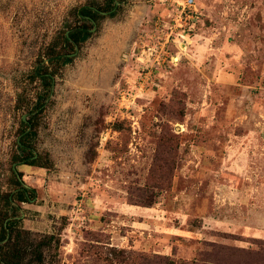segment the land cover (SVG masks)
Returning <instances> with one entry per match:
<instances>
[{
  "label": "rangeland",
  "instance_id": "374dc122",
  "mask_svg": "<svg viewBox=\"0 0 264 264\" xmlns=\"http://www.w3.org/2000/svg\"><path fill=\"white\" fill-rule=\"evenodd\" d=\"M92 1L0 0V213L16 166L32 195L19 227L55 238L46 264L112 248L131 264H240L234 248L264 263V0H117L50 65L29 139L41 161L20 162L44 93L33 71L52 46L76 52L61 37Z\"/></svg>",
  "mask_w": 264,
  "mask_h": 264
},
{
  "label": "trees",
  "instance_id": "16d2710c",
  "mask_svg": "<svg viewBox=\"0 0 264 264\" xmlns=\"http://www.w3.org/2000/svg\"><path fill=\"white\" fill-rule=\"evenodd\" d=\"M107 8H102L98 6L97 2L93 0L89 5L81 7L77 11V16L80 20L83 21V25H76L71 27L69 35L67 31L61 37V46L63 49L75 48L76 45L80 46L85 42L91 35L90 27L87 24H91V21H97L98 17L101 16V12L105 11L114 14L117 9L116 0H106L105 1ZM71 54L69 51H59L55 46H52L50 51L47 54L46 59L40 60L38 66L33 71L32 80H40L44 93L38 99L39 101L36 104V108L30 112V117L28 123L22 118L23 125L26 128L23 130L22 138L17 142L18 147L21 152L24 154V157L19 158L22 164L35 166L40 163L41 159L37 156L35 152V147L29 142V139L35 131H28L30 126L33 128L36 127L35 120L37 115L45 109L47 100L52 94L54 87L55 76L57 75L56 70L50 69L51 64H60L65 66L72 62L73 58H70L68 55ZM48 60V61H46ZM23 99L20 97V102ZM13 174L15 175V183L17 188L15 192L6 193L4 196L7 209L0 213V264H46V250L52 248L55 238L53 236L48 239L36 240L33 237V234L19 227V205L16 203L28 202L31 195V190L24 187L22 180L19 178L22 177V174L19 175L16 173L13 168ZM153 204L147 205L151 206ZM10 212L12 214H10ZM6 241V242H5ZM240 254H244V259L240 264H264L261 259H255L253 257H259L258 254H252L248 252L247 249H237L234 248V258H238ZM208 256L214 255L219 256V252H210L207 253ZM261 257V256H260ZM132 258V259H131ZM132 253H129L126 250H117V249H108L106 253H103L102 260L104 264H115V263H124L131 264L133 261ZM146 259V258H144ZM200 259V260H199ZM199 259L192 262H179L172 260L170 258H162L156 256L153 260L154 264H215L211 260H208L206 257L204 260L199 255ZM216 264H220L217 262Z\"/></svg>",
  "mask_w": 264,
  "mask_h": 264
},
{
  "label": "flooded vegetation",
  "instance_id": "af4514ba",
  "mask_svg": "<svg viewBox=\"0 0 264 264\" xmlns=\"http://www.w3.org/2000/svg\"><path fill=\"white\" fill-rule=\"evenodd\" d=\"M118 4H119V3H118V1L116 0V5L118 6ZM101 14H106V13L103 11V12H101ZM95 22H96V21H93V20L91 21V23H93V24H95ZM90 30H91V29H90ZM91 31H92V30H91ZM68 33L70 34L69 31H67V34H68ZM77 48L79 49V46H78V45L75 46V49H76V52H75V53H77V51H78ZM75 53H71V54H69L68 56H69L70 58H74L75 56L72 57L71 55H73V54H75ZM76 55H77V54H76ZM47 61H48V60H47ZM53 88H54V87H53Z\"/></svg>",
  "mask_w": 264,
  "mask_h": 264
},
{
  "label": "water",
  "instance_id": "95a60500",
  "mask_svg": "<svg viewBox=\"0 0 264 264\" xmlns=\"http://www.w3.org/2000/svg\"><path fill=\"white\" fill-rule=\"evenodd\" d=\"M67 35H69V33L67 34ZM77 50H78V48H77ZM76 54L77 53H75V54H73V55H71L72 57H74V56H76ZM23 119H24V121L25 122H27L28 123V120H27V116L26 115H24V117H23ZM31 129H32V127L30 126V128H29V132L31 131ZM14 169H15V171H16V173L18 174V171H17V169H16V166H14ZM19 175V174H18ZM19 178L21 179V177L19 176ZM6 242V241H5Z\"/></svg>",
  "mask_w": 264,
  "mask_h": 264
},
{
  "label": "built area",
  "instance_id": "2783aa9c",
  "mask_svg": "<svg viewBox=\"0 0 264 264\" xmlns=\"http://www.w3.org/2000/svg\"><path fill=\"white\" fill-rule=\"evenodd\" d=\"M188 4H190V5H191V4H192V0H190V1L188 2Z\"/></svg>",
  "mask_w": 264,
  "mask_h": 264
}]
</instances>
